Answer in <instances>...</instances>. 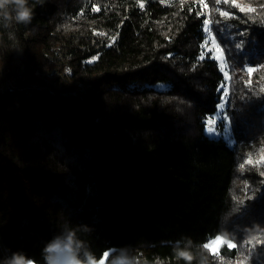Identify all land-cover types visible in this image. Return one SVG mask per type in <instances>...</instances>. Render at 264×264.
I'll return each mask as SVG.
<instances>
[{
  "label": "trees",
  "instance_id": "16d2710c",
  "mask_svg": "<svg viewBox=\"0 0 264 264\" xmlns=\"http://www.w3.org/2000/svg\"><path fill=\"white\" fill-rule=\"evenodd\" d=\"M233 1L29 0L30 25L0 23V259L45 264L68 226L95 263L184 264L186 238L193 264H264L244 231L264 226V0ZM224 101L233 146L205 134Z\"/></svg>",
  "mask_w": 264,
  "mask_h": 264
},
{
  "label": "clouds",
  "instance_id": "9594fccd",
  "mask_svg": "<svg viewBox=\"0 0 264 264\" xmlns=\"http://www.w3.org/2000/svg\"><path fill=\"white\" fill-rule=\"evenodd\" d=\"M47 0H37L42 7ZM34 8L30 6L29 0H0V23L5 27L16 25H30L34 18ZM244 205L238 203L229 208L233 215L242 214ZM87 227V226H82ZM248 237V243L252 244L253 249L256 243H259L260 237H264V226L259 223H253L250 228L244 229ZM252 237H256L253 242ZM186 238L177 240L173 246V255L177 262L184 261V264H193L197 260V256L190 250V241L185 243ZM183 245V246H182ZM63 256V260H59L56 255ZM42 256L45 264H95L94 257L91 253L84 252V245L75 236L73 229L64 226L60 232L55 234L42 249ZM251 259L250 256L245 257V262ZM0 264H36V262L26 256L23 252H13L10 256L0 259ZM110 264H135V259L130 255V250L124 249L113 256ZM198 264H207V257L201 254Z\"/></svg>",
  "mask_w": 264,
  "mask_h": 264
},
{
  "label": "rangeland",
  "instance_id": "374dc122",
  "mask_svg": "<svg viewBox=\"0 0 264 264\" xmlns=\"http://www.w3.org/2000/svg\"><path fill=\"white\" fill-rule=\"evenodd\" d=\"M168 1L170 0H163L164 3ZM233 4L236 5L237 0H234ZM203 48H204V51H207L209 53L208 55L209 57L215 59L218 62L223 73L224 74L227 73V75L225 76L228 78V67L225 61L223 51L220 48L217 40L213 37V35L210 32H208L207 34V39H206V42ZM224 92L225 94L228 92L227 84L226 86H224ZM217 113H220V116H217L216 115ZM219 125L221 126V128H218ZM212 128H216L217 131L220 132L221 134L218 136L216 134L211 133L209 130ZM205 134L208 137L213 138V139H224L225 141L228 142L230 146H233L234 140L231 134V126L229 123V118L226 113V102L225 101L218 107V111L214 115L208 117V119L206 120ZM225 244L227 245L231 244L233 245L232 247H234V244L232 242H227L221 237H220V240H217L215 238V239H211L207 243V245H209L208 249L212 253H218L221 247ZM108 255L109 253H106V255L100 261L96 262L95 264H105Z\"/></svg>",
  "mask_w": 264,
  "mask_h": 264
},
{
  "label": "snow or ice",
  "instance_id": "6c2138e0",
  "mask_svg": "<svg viewBox=\"0 0 264 264\" xmlns=\"http://www.w3.org/2000/svg\"><path fill=\"white\" fill-rule=\"evenodd\" d=\"M219 2H220V0H215V3H216V4H219ZM241 11H243V9H241ZM198 15H199V13H198ZM221 15H222V16H227L228 13H227V12H224V13H221ZM202 25H203V30H204V32L207 34V33L210 31V29H209V20H208V19H204V20L202 21ZM240 46H241V45H239V44L236 45L237 48H239ZM208 55H209V53H208L207 51L202 50L201 58L208 57ZM248 71L250 72L251 69H248ZM225 75H227V73H225ZM216 115H217V116H220V113H217ZM209 131H210L211 133H213V134L218 135V136L221 134L220 132L217 131L216 128H212V129H210ZM216 239H217V240H220V237H217ZM252 239H253V240H256L257 238H256V237H252ZM232 246H233V245H231V244L229 245V247H232ZM208 247H209V245H207V244L204 245V248H205V249H207Z\"/></svg>",
  "mask_w": 264,
  "mask_h": 264
}]
</instances>
